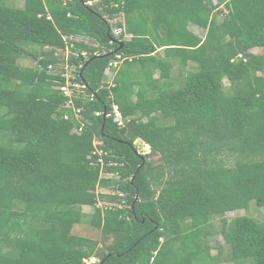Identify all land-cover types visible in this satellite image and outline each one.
Masks as SVG:
<instances>
[{
  "label": "trees",
  "instance_id": "16d2710c",
  "mask_svg": "<svg viewBox=\"0 0 264 264\" xmlns=\"http://www.w3.org/2000/svg\"><path fill=\"white\" fill-rule=\"evenodd\" d=\"M252 48L264 49V0H0V264H264V216L224 215L264 209V54ZM66 71L83 85L80 133ZM216 217L226 253H211ZM84 219L99 240L72 232Z\"/></svg>",
  "mask_w": 264,
  "mask_h": 264
},
{
  "label": "rangeland",
  "instance_id": "374dc122",
  "mask_svg": "<svg viewBox=\"0 0 264 264\" xmlns=\"http://www.w3.org/2000/svg\"><path fill=\"white\" fill-rule=\"evenodd\" d=\"M14 2H15V4L17 5V6H21L22 5V0H14ZM213 2L214 3H217V0H213ZM219 9H223V5H220L219 6ZM224 13H225V11H224ZM109 21L111 22V24H112V28H111V30H113V31H117V32H119V28L117 27V25L114 23V18H110L109 19ZM189 29L192 31V32H194L196 35H199L200 37H203V35L205 34V29H201V28H199V27H197V26H195V25H190L189 26ZM250 52L251 53H255V54H264V49H262V48H252V49H250ZM35 53H36V55L37 56H35L36 58H38V56H39V53H40V49H36V51H35ZM69 51H66V55H69ZM65 56V55H64ZM34 56H29V55H27V54H23L19 59H18V63L20 64V65H23V66H34L35 64H36V58H35ZM112 61H114V60H112ZM115 72V69H113V71H111V75H112V73H114ZM174 75H176L177 74V70L175 69L174 70V73H173ZM156 75V74H155ZM110 80V79H109ZM108 80V81H109ZM224 83H225V85H227L228 84V82L225 80L224 81ZM115 105V104H114ZM116 106V105H115ZM114 109H115V107H114ZM124 124V123H123ZM122 124V125H123ZM97 139H95L94 141L96 142V144H97V147H99L98 145V141H96ZM93 141V142H94ZM134 143H136V147H137V150H138V152H140V151H143L144 153H147L148 152V150L145 148V150H144V147L143 146H139V142H138V139L134 142ZM140 148V149H139ZM99 152H102V151H100L99 150ZM141 153V152H140ZM98 190H99V188H98ZM82 209L83 210H86V211H88V212H90L91 210L89 209V208H87V207H82ZM244 215V214H248V215H250V216H252V217H254V218H256V219H259V220H261L262 218H263V216H264V209L263 208H259V207H256L255 205H254V203L253 202H251L250 204H249V206H248V208H247V210H234V211H227L224 215H225V217H227V218H232V217H234V216H236V215ZM212 228L213 229H211V231H213V232H215V234H213L212 236H210V245H211V247H212V249H211V253L212 254H215L216 253V246H215V244H216V242H219V243H221L222 245H223V253H226L227 252V250H228V248H227V245L224 243V241H223V238H222V236L217 232V230H219V227H220V220H219V218L218 217H216V218H214V220H213V223H212ZM72 232L74 233V234H79V235H82V236H89V237H92V238H98L99 239V237H100V232H99V230L98 229H95V228H93V227H91V226H89V224L86 222V219H84L81 223H79V224H75L74 226H73V228H72ZM90 262V261H89ZM88 262V263H89ZM87 263V264H88ZM219 264H234V262H231V261H222V262H220ZM239 264H251V263H249V262H246V261H241Z\"/></svg>",
  "mask_w": 264,
  "mask_h": 264
},
{
  "label": "built area",
  "instance_id": "2783aa9c",
  "mask_svg": "<svg viewBox=\"0 0 264 264\" xmlns=\"http://www.w3.org/2000/svg\"><path fill=\"white\" fill-rule=\"evenodd\" d=\"M47 18H50V16L48 15L47 16ZM119 28V27H118ZM112 32L115 34V35H118L120 32H121V28H119V32H117V31H113L112 30ZM64 41H65V46L63 47V48H61L60 50H57L58 51V53H56L57 54V56H58V58L59 59H62L64 62H65V67H67V65L68 64H66V61H67V58L69 57V55H66V51H69L70 53L69 54H71V47L73 46V43H71V42H69L65 37H64ZM83 55L85 54V52H81ZM65 55V56H64ZM239 57L241 56L240 54L238 55ZM117 65H118V61L117 60H114V61H111L110 63H109V65H108V67L105 69V74L107 75V77H108V80H109V82L111 83L112 81H111V79H112V77H113V74L114 73H112V75H111V71H113V68L116 70V68H117ZM64 77H65V84L64 85H62V86H60V90L63 92V94L65 95V97H66V100H65V105L68 107V108H71V111H72V115H73V117H74V119H75V121L78 123V126H76V129H75V132L76 133H80L81 131H82V128H83V126H84V121H83V119H82V114H81V108H79V107H76L74 104H73V100H72V96H73V94L75 93V92H77V91H81L82 90V88H83V85L81 84V83H78V82H75V83H72V82H70V77L72 76L71 74H69L67 71L66 72H64L63 74H62ZM112 84V83H111ZM114 107H115V109H114ZM113 117L115 118V121H117V123L118 124H120V125H122V119H121V117H120V114H119V112H118V108H117V106H115L114 104H113ZM63 117L66 119V118H68V114L66 113V114H64L63 115ZM136 141V140H135ZM134 141V142H135ZM138 142H139V146H143L144 147V150H145V148L148 150V152H149V147H148V145L147 144H145L143 141H141L140 139H138ZM93 144H94V151H93V153L95 154V153H97L98 155H101L102 154V152H99V148L97 147V144H96V142L94 141L93 142ZM135 145H136V143H134ZM137 146V145H136ZM140 149V148H139ZM101 151V150H100ZM138 151V150H137ZM141 152V153H140ZM140 152H138V153H140V154H146V153H144L143 151H140ZM147 152V153H148ZM98 162H100V165H101V167L103 166V161H102V158H101V156L98 158ZM110 175H112V174H108V173H104V172H101L100 173V176H102V177H104V178H107V177H111ZM104 192V189H100L99 188V190H98V188H97V192ZM97 206H103V203L102 202H100V201H98V203H97Z\"/></svg>",
  "mask_w": 264,
  "mask_h": 264
},
{
  "label": "crops",
  "instance_id": "0c3cea01",
  "mask_svg": "<svg viewBox=\"0 0 264 264\" xmlns=\"http://www.w3.org/2000/svg\"><path fill=\"white\" fill-rule=\"evenodd\" d=\"M83 207H84V206H83ZM85 207H87V208H89V209L91 210L90 207H88V206H85ZM84 212H88V211L84 210ZM90 212H92V210H91ZM91 238H92V237H91ZM96 239L99 240L100 237H99V239L96 237ZM99 245H101V244H99ZM89 261H90V262H89ZM94 261H96V258H95V257H91L89 260L86 261V264H87L88 262H89L88 264H90V263H92V262H94Z\"/></svg>",
  "mask_w": 264,
  "mask_h": 264
},
{
  "label": "clouds",
  "instance_id": "9594fccd",
  "mask_svg": "<svg viewBox=\"0 0 264 264\" xmlns=\"http://www.w3.org/2000/svg\"><path fill=\"white\" fill-rule=\"evenodd\" d=\"M149 147V146H148Z\"/></svg>",
  "mask_w": 264,
  "mask_h": 264
}]
</instances>
